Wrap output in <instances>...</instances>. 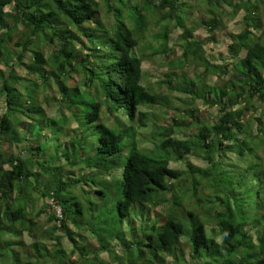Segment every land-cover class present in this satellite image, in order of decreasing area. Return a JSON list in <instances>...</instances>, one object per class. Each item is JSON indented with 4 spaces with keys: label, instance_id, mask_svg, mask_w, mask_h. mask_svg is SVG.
<instances>
[{
    "label": "trees",
    "instance_id": "trees-1",
    "mask_svg": "<svg viewBox=\"0 0 264 264\" xmlns=\"http://www.w3.org/2000/svg\"><path fill=\"white\" fill-rule=\"evenodd\" d=\"M241 9L225 63H211L204 47ZM263 19L264 0H0V227L9 222V264H264ZM197 29L207 36L195 38ZM144 61L163 71L157 88L142 83ZM191 66L202 68L193 78ZM197 87L216 108L211 119L175 96L193 98ZM157 109L164 116L144 140L151 148L141 147L139 131ZM188 155L205 168L188 165ZM92 188L98 201L87 200ZM45 211L51 226L40 230ZM63 238L78 244L68 251Z\"/></svg>",
    "mask_w": 264,
    "mask_h": 264
},
{
    "label": "rangeland",
    "instance_id": "rangeland-1",
    "mask_svg": "<svg viewBox=\"0 0 264 264\" xmlns=\"http://www.w3.org/2000/svg\"><path fill=\"white\" fill-rule=\"evenodd\" d=\"M234 1H238V2H242L243 0H234ZM200 14L199 12H195V14L193 15L195 18L198 17ZM244 15V10L241 9L237 15L234 17V18H227L226 19V26L224 27V29L218 33H216V36H215V40H216V43H209L207 44L205 47H204V51H205V57L211 62V63H216V64H220V63H225V62H222L224 61V58L226 57V44H228L229 40V36L230 34H236L238 33L241 28H242V17ZM110 19L108 20L109 23L112 22V17L110 15L109 17ZM264 21V19H263ZM179 30H175L173 31L172 33L169 34V44H171L172 46L174 45V42L176 40V37L177 35L179 34ZM194 36L195 38L197 39H200L202 40L203 38H205L207 36V33L202 30V29H197L195 32H194ZM174 56L173 58H180V54H181V51L174 47ZM48 52V48L46 50V53ZM28 59V56L26 55V59ZM28 61V60H27ZM26 62V61H25ZM142 71H143V85H147L149 87H152L153 88H157V82H159V79L162 78V69H160L156 63H153V62H149V61H144L142 63ZM185 70V69H184ZM202 70L201 67H196V68H193V66L191 67H187L186 68V73L188 74V77H194V75L198 72H200ZM19 72H21L19 69L16 70ZM182 70L181 69H178L177 72H181ZM218 76L215 75V76H212L208 81H207V84L209 86H213V84L215 82L218 81ZM164 90V87H161L160 88V91L162 92ZM195 95L193 98L188 96V95H181V94H175L176 97L180 98V101L181 102H184V101H192L193 102V107L196 108L198 111H199V114L201 115L202 119L203 118H207V119H211L213 118L215 115H216V108H210L208 107L207 105H205L203 102H202V99L201 95H203V92L201 90L200 87H197L196 90H195ZM3 104H4V101H3V97H0V107L2 108L3 107ZM172 105L171 106H176L178 108H182L184 106H186L184 103H179L178 101L174 100L173 103H171ZM192 105V104H191ZM43 107V110L45 111V113H47L48 116H51V115H55L57 114L56 113V108L55 107H48L46 104L45 105H42ZM143 111H146L145 109H143ZM61 112L66 114V110L64 108H61ZM149 112V111H147ZM80 116L82 117L84 115V110H82V112L80 111ZM153 113V112H152ZM164 115L162 114V111L160 109H157L154 113V116H152L150 119H148V122H147V127H144V128H141L140 129V133L142 135V139H140L141 137L139 136L138 134V137H137V141L141 142V147H146L148 149H150V144L146 143L144 140H145V137L146 136H149L150 134V129H149V126H150V122H153V120L155 121V119L157 118H160L162 119ZM119 121H120V125L123 123V125H127L129 121H127V119L123 118V117H119ZM108 125H111V122H108ZM182 136V135H181ZM144 137V138H143ZM264 149H261L258 148V154L261 156L262 155V151ZM225 157V156H224ZM187 160V164H191V165H194V166H198V167H201V168H205L206 164L205 162L201 159L200 156L198 155H188L186 157ZM232 161H235L233 167H230V168H234L236 170H239L241 168L242 165H244L242 159H237L235 157L232 158ZM264 165V164H263ZM185 166L186 165H183V163L181 161H178V162H174V161H171L170 162V167L172 168H175V169H179L183 172H185ZM5 168H7L5 166ZM117 173H116V176L119 175V172H120V169H117L116 170ZM97 184L99 182H96ZM87 185H90V183H87ZM87 185L86 186H82L84 189H87ZM98 186H100L98 184ZM93 190L94 188H92L91 192L88 193L89 196L87 198V200H91V201H98V199H96L95 195H93ZM163 199H165L166 201H169L170 203V200H169V196L167 195H163L162 197ZM46 202V201H45ZM37 206V210L39 209L40 211L44 210V204L42 201L38 200L36 205ZM107 210L109 212H112V209H111V206H108ZM99 213L97 212V216L96 218H99ZM47 217H48V212H42L39 216V219H38V225L41 227L40 230H43L44 228H49L51 226L50 223H47ZM5 224L2 225L0 227V264H9V254L10 256L12 255V252H11V249L9 248V222H4ZM5 227V228H4ZM56 236H59L60 233H56L55 234ZM84 235V238H83V242L85 244H91V246H94L96 243H95V240L93 239H90L87 237V233H83ZM22 239H23V244L25 246H27L29 243L32 242V238L28 235V233L26 232H23V235H22ZM35 241H41L39 238L35 237ZM81 241H79L80 243ZM62 247H64V249L70 251L72 250V248H75L76 245L70 243L66 238H63L62 239ZM16 251V248L14 249ZM78 254L77 251H75V255L73 254L69 260H74L76 258V255ZM25 256V254H24ZM100 257L108 263V259H107V256L105 253H100ZM123 261V260H122ZM170 262V259L167 260L166 264H169ZM109 264H112V263H109Z\"/></svg>",
    "mask_w": 264,
    "mask_h": 264
},
{
    "label": "built area",
    "instance_id": "built-area-1",
    "mask_svg": "<svg viewBox=\"0 0 264 264\" xmlns=\"http://www.w3.org/2000/svg\"><path fill=\"white\" fill-rule=\"evenodd\" d=\"M46 203H48V205L51 206V208H52L53 211H54V214H55L56 216L60 217V208L57 207V206L54 204V202L52 201V199H51V198H50V199H47V200H46Z\"/></svg>",
    "mask_w": 264,
    "mask_h": 264
}]
</instances>
